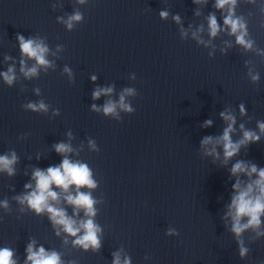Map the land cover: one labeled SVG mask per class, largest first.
I'll return each instance as SVG.
<instances>
[{"label":"clouds","instance_id":"9594fccd","mask_svg":"<svg viewBox=\"0 0 264 264\" xmlns=\"http://www.w3.org/2000/svg\"><path fill=\"white\" fill-rule=\"evenodd\" d=\"M89 0H76L77 4L85 5ZM210 0H192L197 6L194 9V16L202 15L201 7H207ZM241 4L252 6L258 11L260 22L259 28L264 29V0H212V8L215 11L207 13L205 24L193 27L189 24L184 26L183 19L179 13L172 14L167 9L159 11L161 20H167L171 15L172 21L178 26L181 40L191 39L197 46H203L210 49L207 53L209 59L215 58L217 45L214 41L221 33L232 37L234 40L222 41V47L219 48L221 55H226L228 50L236 47L242 50L241 54L253 53L264 62V48L257 45L256 40L249 31V16L238 13ZM220 13L218 19L216 13ZM84 20L83 13L74 10L72 14L64 17H57V21L65 25L68 31ZM222 21V23L220 22ZM207 33L205 39L204 33ZM16 40L21 54L20 72L26 79L38 76L39 70L43 68L54 67V62L47 57L49 47L43 38L28 37L17 33ZM63 48L57 45V51ZM55 55V53H52ZM27 60L34 61L29 67ZM12 57L5 56V61ZM247 68L246 76L252 84H258L261 76L255 64L250 60L244 61ZM64 72L68 74L69 81L73 79L72 71L65 66ZM5 84L13 86L17 79L15 65L8 67L7 71L0 72ZM134 79L135 76L133 75ZM97 77L91 76L95 82ZM36 95H40V89H34ZM114 92V85L108 87H99L93 89L92 100H99L102 96H111ZM136 89L132 87L124 88L118 101L109 99L102 106L95 103L91 105V111L103 113L105 117H112L117 121H122L120 112L130 115L134 114L135 108L127 101V97L135 96ZM25 111H31L38 114H46L50 105L44 100L29 101L22 104ZM239 115L248 116V111L244 103L238 105ZM59 109L53 111V115H59ZM220 118L225 124L220 135H205L200 141L199 151L205 157H212L213 162L220 161L222 166H227L230 161L235 160L229 169L232 183V193L230 202L225 205V211L221 216L225 229L232 236L240 260H246L249 257L251 249L248 245L264 238V167H258L257 164L244 160L235 159L240 155L242 149H247L252 144H257L264 139V120H256L255 129L247 128L244 123L238 126L239 138L233 139L237 133V115L231 107H226L219 113ZM253 117H249V120ZM213 125L212 119L205 120L201 127L210 128ZM29 133L21 134L20 139L25 138ZM68 140L73 139L72 132H67ZM56 154L62 157L58 165L49 166L46 169L34 167L31 172L29 182L24 184V191L12 197L20 205V211L25 208L33 212L36 216L47 215V219L54 230V234L59 237L63 233L64 244L69 242L74 248H78L85 253L89 251L93 254L100 253L103 247V228L96 222L95 217L98 214L96 205L99 200L93 197L92 190L96 189L98 182L93 178V171L89 165L80 160H73L70 154L74 149L70 142H58L52 145ZM88 148L93 152H99L100 148L95 139H88ZM37 159L40 155L37 154ZM18 163V156L15 151H10L0 155V173H6L8 177L16 175L15 165ZM27 175V173H25ZM59 189V191H57ZM87 189V191H82ZM67 205L72 208L69 215ZM0 208L10 212V205L7 198L0 200ZM81 212L83 216L81 217ZM3 217H0L2 220ZM247 234V240H246ZM166 236L178 237L180 233L177 229L169 227ZM111 264H132V258L125 253L124 249H118L112 252ZM145 260L151 259L145 255ZM0 264H21L17 257L16 250L10 246L0 247ZM23 264H78L77 260L66 261L62 253L55 249H46L43 245L37 246L35 238H29L25 246V258ZM264 264V261L261 262Z\"/></svg>","mask_w":264,"mask_h":264}]
</instances>
